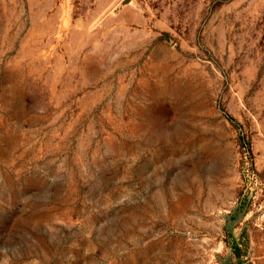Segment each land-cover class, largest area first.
Wrapping results in <instances>:
<instances>
[{
  "label": "rangeland",
  "instance_id": "1",
  "mask_svg": "<svg viewBox=\"0 0 264 264\" xmlns=\"http://www.w3.org/2000/svg\"><path fill=\"white\" fill-rule=\"evenodd\" d=\"M0 264H264V0H0Z\"/></svg>",
  "mask_w": 264,
  "mask_h": 264
}]
</instances>
